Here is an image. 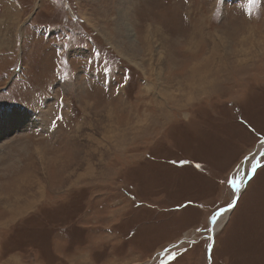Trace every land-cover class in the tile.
<instances>
[{"label":"rangeland","instance_id":"1","mask_svg":"<svg viewBox=\"0 0 264 264\" xmlns=\"http://www.w3.org/2000/svg\"><path fill=\"white\" fill-rule=\"evenodd\" d=\"M21 112L41 126L0 140V264H264V0H0Z\"/></svg>","mask_w":264,"mask_h":264},{"label":"bare ground","instance_id":"2","mask_svg":"<svg viewBox=\"0 0 264 264\" xmlns=\"http://www.w3.org/2000/svg\"><path fill=\"white\" fill-rule=\"evenodd\" d=\"M4 1V0H3ZM121 9H120V11H119V13H120V15L122 14V16H123V20L126 22L127 21V13L126 12H122L123 11V6L122 7H120ZM203 38V37H202ZM224 43H223V45H228L229 43H228V40L227 39H225L224 38ZM262 43V42H261ZM260 43V44H261ZM262 45V44H261ZM246 46V45H245ZM218 48H217V50L216 51H212L213 53L215 52V53H217L218 52ZM247 50V49H246ZM243 50H241V52H242ZM248 51V50H247ZM232 53V52H231ZM230 53V54H231ZM122 54L126 57V58H128V56H126V54L124 53V52H122ZM246 53L245 52H243V53H241V54H239V53H235V56H236V58L237 57H239L240 55L241 56H244ZM225 55V54H224ZM232 55V54H231ZM214 56V54L212 55V56H210V57H208L205 61H203V62H201V64H199V66H197L192 72H191V75L189 76V78H191V81H192V83L191 84H189V87H192V85H194V84H196L197 83V80H199V81H201V79L203 78V76H207V78H208V76H209V74H208V72H210V70L208 69V68H206V64L205 63H207V62H209V60L212 58ZM228 56V55H227ZM216 57V56H215ZM218 57V56H217ZM216 57V58H217ZM230 57V56H229ZM228 57V58H229ZM231 58V57H230ZM129 59V58H128ZM222 62H224L225 61V56H222ZM240 59H241V57H240ZM228 62V61H227ZM194 64V63H193ZM196 65V64H195ZM188 78V79H189ZM14 121V122H16V123H13L12 121ZM25 127H24V126ZM40 126H41V124H39V121L38 120H36L35 119V117L34 116H28V114H26V113H24V112H21L19 115H15V114H1L0 115V140H1V137H2V135L4 136V137H6L7 135H8V133H11L13 130H25V129H31L32 130V128H36V129H39L40 128ZM20 133V132H19ZM264 155V143H262V144H260V146L258 147V149H257V151H256V153L254 154V157L252 156V157H250L249 158V162L247 161V163H246V165L248 166V164H250L251 163V161L253 160V159H260L261 158V156H263ZM239 192H241V190L239 191ZM239 197V196H238ZM231 207H234L233 206V204H232V206ZM13 210V209H12ZM16 212V210L15 211H12V214H16L15 213ZM230 213H231V210L229 209V210H227L226 211V213H221L222 215H218L217 217H216V220H215V222H212L211 221V228H212V230L213 231H217V229H219L220 228V226H221V224H222V222L224 221V220H226L227 219V217H229V215H230Z\"/></svg>","mask_w":264,"mask_h":264},{"label":"snow or ice","instance_id":"3","mask_svg":"<svg viewBox=\"0 0 264 264\" xmlns=\"http://www.w3.org/2000/svg\"><path fill=\"white\" fill-rule=\"evenodd\" d=\"M232 187H233V188H236L237 186H236L235 184H233ZM217 215H218V214H217ZM211 220H212V222H215V220H216V216H215V215L212 216V217H211Z\"/></svg>","mask_w":264,"mask_h":264},{"label":"water","instance_id":"4","mask_svg":"<svg viewBox=\"0 0 264 264\" xmlns=\"http://www.w3.org/2000/svg\"><path fill=\"white\" fill-rule=\"evenodd\" d=\"M236 199L234 200V202H233V206L235 205V203H236ZM211 234H214V231L213 230H211Z\"/></svg>","mask_w":264,"mask_h":264},{"label":"crops","instance_id":"5","mask_svg":"<svg viewBox=\"0 0 264 264\" xmlns=\"http://www.w3.org/2000/svg\"><path fill=\"white\" fill-rule=\"evenodd\" d=\"M13 223H14V222H13ZM13 223H11V224H13ZM9 225H10V224H9ZM16 261H17V263H18V264H20V261H19V259H18V260H16Z\"/></svg>","mask_w":264,"mask_h":264}]
</instances>
